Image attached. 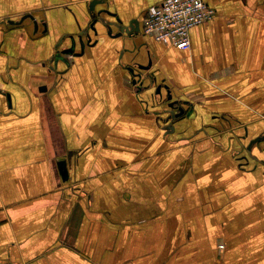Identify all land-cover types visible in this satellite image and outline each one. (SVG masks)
I'll return each mask as SVG.
<instances>
[{"label":"crops","instance_id":"crops-1","mask_svg":"<svg viewBox=\"0 0 264 264\" xmlns=\"http://www.w3.org/2000/svg\"><path fill=\"white\" fill-rule=\"evenodd\" d=\"M92 1L0 0V264H264V0Z\"/></svg>","mask_w":264,"mask_h":264},{"label":"built area","instance_id":"built-area-1","mask_svg":"<svg viewBox=\"0 0 264 264\" xmlns=\"http://www.w3.org/2000/svg\"><path fill=\"white\" fill-rule=\"evenodd\" d=\"M215 15V9L205 0H163L145 13L143 32L162 43L186 50L191 46V29L210 22Z\"/></svg>","mask_w":264,"mask_h":264},{"label":"water","instance_id":"water-1","mask_svg":"<svg viewBox=\"0 0 264 264\" xmlns=\"http://www.w3.org/2000/svg\"><path fill=\"white\" fill-rule=\"evenodd\" d=\"M106 1H107V0H93V1H92L91 9L93 10L94 7H95L96 5H98V4H104V3H107ZM102 12H104V14H105V13H109V14L115 15L114 12H111V11L108 10L107 8H103V9H101V10H98V12H97L98 15H96V18L91 22L89 28H91V29H93V30L96 29L94 23L96 22L97 17L99 16V14H101ZM29 16L33 17L31 14H29ZM36 23H37V22H36ZM36 23H35V24H36ZM134 24H136V21L134 22ZM134 24H132V22H130L129 25L123 26V27H121V28H122V30H125V31H127V32L129 33V32H132V30H135V29H136V28H134ZM86 33H87V31H86ZM82 35H83V34H82ZM82 42H83V40H82V38H80V43H81L82 46H84V43H82ZM73 53H75V52H74V47H73V46L70 47V48H67V49L61 50V51H57L56 54H55V56L53 57V60L56 62V61H58V60L61 59V60H63L64 62L67 63V62H68V59L66 58V56L71 55V54H73ZM76 54H77V53H76ZM129 69L133 72V69H132V68H129ZM139 75H140V74H139ZM135 80H136V79H134V82L136 83ZM139 87L142 88V85L139 86ZM164 87H165V89H166V98H165V99H167V100L169 101V108L172 110V112H171V116L173 115L175 118H176V117H177V118H181L182 116H184V112H185L184 107H183V106H180L179 104L177 105L178 101H175V100L172 101V97H173V96H172V93H171V89H170L167 85L164 86ZM161 88H162V85H158L155 94H157V95H162L163 93H161V92H162ZM263 138H264V135L261 136V137H258V138H256V139H254V140H252V141L250 142V145H252V144L255 143V142L257 143V141H259V140H261V139H263Z\"/></svg>","mask_w":264,"mask_h":264},{"label":"flooded vegetation","instance_id":"flooded-vegetation-1","mask_svg":"<svg viewBox=\"0 0 264 264\" xmlns=\"http://www.w3.org/2000/svg\"><path fill=\"white\" fill-rule=\"evenodd\" d=\"M164 86H162L161 90L163 91Z\"/></svg>","mask_w":264,"mask_h":264}]
</instances>
